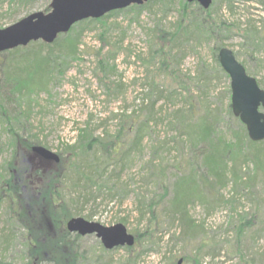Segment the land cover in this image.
I'll return each mask as SVG.
<instances>
[{
  "label": "rangeland",
  "instance_id": "374dc122",
  "mask_svg": "<svg viewBox=\"0 0 264 264\" xmlns=\"http://www.w3.org/2000/svg\"><path fill=\"white\" fill-rule=\"evenodd\" d=\"M49 2L2 0L0 27L30 12L48 11ZM209 7L213 17L223 20L226 28L211 38H195L188 42L182 38L170 40L171 36L167 34L173 33L177 22L181 21L180 0H161L141 10L131 8L101 19L95 17L92 21L76 23L71 32L80 31L78 48L66 64L51 70L45 86L34 89L28 101L22 99L14 106L13 102H6V98L9 106L28 110L24 122L16 128L35 140L31 146L42 144L59 155V160L54 161L31 149L25 158L31 170L40 169V173L50 169L62 170L65 165L72 164L73 168L90 169L95 175L96 183L88 186L83 181L79 185H73L69 179L65 182V199L76 212L71 216L80 215L104 225L122 222L132 233L136 228L143 230L149 214H140L142 204L151 197H158L164 183L168 196H164L161 205L166 207L172 184L183 169L178 164L185 158L190 143L178 124L177 111L188 108L190 102L216 108L220 131L230 136L231 122L227 113L230 78L224 73L219 59H215L214 46L230 47L251 72L248 73L261 80L264 87V40L259 43L255 40L259 45H254L238 31L249 24L262 30L264 0H212ZM160 33L166 34L167 44L171 46L168 71L158 68L161 57L157 49L164 43ZM51 44L57 52L65 42L60 37ZM43 48L45 51L47 47ZM3 56L0 54V75L4 61L9 65L16 62ZM128 113H135L132 119L135 117L136 121L147 115L149 118L142 126L141 140L121 159L107 163L98 145L84 156H76V151L66 148L67 144L77 140L83 128L94 136L112 139L123 127L119 141L123 146L128 145L137 125L127 121L121 125L122 118ZM7 128L6 122H0V168L11 152ZM231 164L229 161L227 170ZM235 165L242 173L255 171L254 163L242 156L236 158ZM40 173L33 176L32 183ZM226 176L227 181L230 173L227 172ZM240 185L234 189L228 180L217 190L210 191L213 197L208 194V197L190 198V215L200 226L189 237L181 234L177 221L169 222L166 216L161 217L163 230L157 233L162 232L163 238L155 236L141 247L137 245L129 250L126 245L106 248L95 233L79 234L78 251L83 255L78 263L168 264L169 257L174 254L177 260L181 258L178 264H264L261 217L255 220L254 227L240 235L236 231L237 213L249 216L258 202L260 212H264V171L256 170L255 185L251 189L246 182L244 189ZM68 218L62 223L66 224ZM7 219L6 203L2 202L0 264H20L26 260L25 229ZM238 249L242 250L243 256ZM139 251L142 252L137 255ZM198 257L201 263L197 262Z\"/></svg>",
  "mask_w": 264,
  "mask_h": 264
},
{
  "label": "trees",
  "instance_id": "16d2710c",
  "mask_svg": "<svg viewBox=\"0 0 264 264\" xmlns=\"http://www.w3.org/2000/svg\"><path fill=\"white\" fill-rule=\"evenodd\" d=\"M9 1L21 2L24 0ZM157 1L161 0H147L140 4L132 3L123 8L112 9L98 18L101 19L105 15L131 8L141 10ZM180 1L181 21L177 22L173 33H167L171 36L170 40L182 38L188 42L195 38L198 40L202 37L211 38L226 28L223 20L213 17L210 7L203 8L197 1ZM95 19L94 17L81 19L75 22L67 33H59L51 43H55L58 38L62 37L65 44H61L60 48L56 50L57 52H55L53 44L43 40H32L26 45H19L0 52L4 55V59L7 57L8 60L16 61L10 65L4 61L0 75V122L8 124L7 131L11 147L9 158L1 164L0 168V203H6L7 220L11 224L18 223L25 229L23 237L26 260L20 264H79L80 257L83 255L78 251L80 235L77 232L69 231L62 223L63 219L76 214L71 203L65 199V182L69 179L73 185H79V182L83 181L88 186V184H95L96 178L90 169L81 170L79 166L73 168L72 164L65 165L62 170L50 169L41 173L40 169L31 170L30 163L25 158L28 151H31V144L35 140L20 133L16 128L17 125L24 122L28 110L11 107L6 102H13L16 106L15 103L22 99L28 101L34 89H41L45 86L50 71L62 63L66 64L67 59L77 51L80 31L71 32L74 25ZM240 28H237L240 34L245 39H250L254 45H259V41L264 40V25L262 30L258 29L255 24ZM159 37L164 39V43L158 45L157 49V53L161 57L158 68L168 71L169 64H171V46L167 44L166 34L160 33ZM255 40L258 43H255ZM43 46L47 47L45 51H43ZM219 48L218 44L213 47L215 59H218ZM246 70L251 73L247 68ZM224 73L228 76L225 71ZM257 81L260 86H263L261 80L257 79ZM10 97L13 99L9 100ZM6 98L8 100L5 102ZM153 101L150 107L153 105ZM177 113L178 124L187 135L186 140L190 143L185 158L183 157L184 159L178 164L179 168L183 169H180L181 173L176 176L172 184L171 195L166 207L161 205L164 196H168V189L164 183L161 187L163 191L157 195L158 197H151L142 204L143 208L140 209V214L148 213V222L143 230L135 229V243L132 246H125L127 250L137 245L141 247L146 240H151L155 236L163 238L162 232L157 235L159 231L163 230H161L162 216H166L169 222L177 221L181 234L186 237L191 236L198 230L200 224L190 215L188 208L190 198L197 196L203 198V195L208 197V194L213 197L214 194L211 192L225 185L228 180L233 183L234 189L241 183L243 184L240 187L244 189V182L251 189L255 185L256 170L264 171V146L262 145L264 139L256 141L248 137L244 123L233 114L230 101L227 105V113L231 122L230 136H226L220 131L219 112L216 108L211 109L204 103L196 105L190 102L188 108L178 110ZM133 114L135 113H128L126 117L122 118L123 122L121 123L122 125L127 121L132 125L137 124L128 145L123 146V142L119 141L123 127L112 139L94 136L87 128H83L78 134L77 140L72 144H67L66 148L76 151V156H84L94 148V145H98L102 148L107 163L121 159L131 147L141 140L142 126L149 118L147 115L144 119L136 121L135 117L134 120L132 119ZM23 128L22 126V130ZM37 142L39 141L37 140ZM241 156L254 163L255 171L252 174L249 171L242 173L235 165L236 158H241ZM229 161L232 164L227 170ZM227 172L230 173V178L226 181ZM36 173H40V176L32 183ZM244 178L245 180H243ZM231 201L233 202V200ZM260 205L258 202L255 211L253 210L249 216L241 212L237 213V234L240 235L244 230L254 227L255 220H259V217H261L264 226V212H260ZM196 248L198 247L196 246ZM141 252L139 251L137 255ZM238 252L240 256L244 255L241 249H238ZM196 260L201 263L199 257ZM177 261L173 254L169 257L168 264H178ZM8 264L16 263L8 262Z\"/></svg>",
  "mask_w": 264,
  "mask_h": 264
},
{
  "label": "water",
  "instance_id": "95a60500",
  "mask_svg": "<svg viewBox=\"0 0 264 264\" xmlns=\"http://www.w3.org/2000/svg\"><path fill=\"white\" fill-rule=\"evenodd\" d=\"M144 1L147 0H50L48 11H33L0 27V52L37 39L52 42L59 33L68 31L81 19L99 17L112 9ZM187 1H197L203 8H208L212 3V0ZM218 59L230 78V106L233 114L244 123L251 140L264 139V87L246 71L230 47L221 46ZM31 149L46 159L59 160L56 152L42 144H34ZM65 225L69 231L79 234L95 233L106 248L135 243V234L128 231L122 222L104 225L78 215L68 218ZM180 262L181 258L178 260Z\"/></svg>",
  "mask_w": 264,
  "mask_h": 264
}]
</instances>
